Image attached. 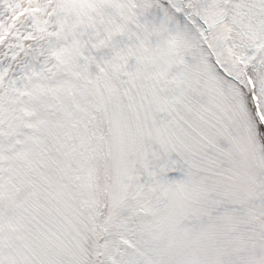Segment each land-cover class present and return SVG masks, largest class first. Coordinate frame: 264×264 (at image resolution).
Listing matches in <instances>:
<instances>
[{
  "label": "snow or ice",
  "instance_id": "obj_1",
  "mask_svg": "<svg viewBox=\"0 0 264 264\" xmlns=\"http://www.w3.org/2000/svg\"><path fill=\"white\" fill-rule=\"evenodd\" d=\"M0 264H264V0H0Z\"/></svg>",
  "mask_w": 264,
  "mask_h": 264
}]
</instances>
